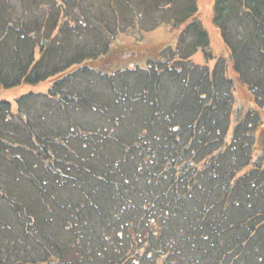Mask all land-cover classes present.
<instances>
[{
    "label": "trees",
    "instance_id": "16d2710c",
    "mask_svg": "<svg viewBox=\"0 0 264 264\" xmlns=\"http://www.w3.org/2000/svg\"><path fill=\"white\" fill-rule=\"evenodd\" d=\"M19 3L22 19L13 28L8 17L19 12L17 4L14 0H0V88L12 81L35 83L46 76L61 75L63 80L69 77L67 70L75 65L90 71L82 65L85 59L101 53L107 61L109 48L119 34H126L128 39L135 40L133 43H139L145 34L144 26H168L178 30L180 35L187 33L192 40L186 46L190 50L187 54L201 49L206 56H211L207 50L210 47L207 29L194 20L197 19L198 0H19ZM37 9L45 11L41 23L39 20L25 21L28 14ZM213 22L229 50V58H217L213 67L195 65L191 59L183 61V68L174 64L176 60L182 61L180 57L174 58L175 61L171 58L161 60L166 66L157 71V82L150 87L156 94L153 96L155 109L149 118H140L141 122L134 124L135 129L130 134H122L137 139L145 137L156 143L164 139L167 143L168 150L160 155L168 158L155 171H150L146 183L136 184L135 172L133 177L126 175L124 166L113 169L112 163L120 155L136 151L139 145L121 139L125 137L115 138L108 127L109 135L124 149L103 156L104 144L96 147L92 145L96 142H85L91 146V152L86 150L89 156H82L83 164L76 170L62 161L64 150L48 149L45 141L50 137L40 140L42 129H34L32 145L35 148L32 151L38 152L44 163L51 164L50 170L58 164L54 171L61 173V177H69L51 198L55 208L47 217L33 211V205L24 207L5 201L6 218L14 220L20 231L17 234V227L12 229L0 222V264H264V125L258 128L264 123V0H214ZM9 30L14 36L10 49H6L4 37ZM46 50V54L60 51L54 59L60 65L56 69L46 67V76H43L35 62L37 54ZM122 56L119 58L127 59L130 64L119 67V74L117 70L115 75L105 74L106 81L102 82L108 85L106 95L115 92L116 96L112 94L119 106L116 92L119 83H110L107 79L114 80L112 78L121 75L123 70L134 69L139 73L135 74L138 81L144 82L150 67L137 64L131 59L132 53L128 58L126 52ZM133 61L137 66L131 68ZM231 67L237 80L247 86L253 102L236 109V124L230 134L235 103V78L228 75ZM91 71L97 78L101 76L98 70ZM140 88L136 103L148 96L147 88ZM97 106L92 104L91 107L96 110ZM105 109L108 124L120 126L117 109L113 112L109 107ZM119 115L125 117L120 111ZM244 124L248 129H243ZM117 131L118 127L115 134ZM240 132L252 137L254 143L259 139L263 153L254 159V143L243 141L240 156L246 162L235 164L229 162V158L235 151L234 144ZM0 144L7 151L4 155V151L0 152V195L3 199L10 185L3 166L8 168L11 162L20 159L11 145L27 144L11 137L7 142L0 138ZM70 152L79 151L70 149ZM86 159L96 162L100 159L102 165L99 163V166L103 169H95L85 162ZM114 171H123L121 178H126L122 184ZM130 177L132 184L128 186ZM99 180L112 187L123 185L115 199L120 206L117 211L111 213L112 208H104L97 191ZM242 184L247 186L246 197L238 200L237 192ZM125 188L137 197L126 198ZM13 190L14 195H7L22 201L20 192ZM64 190L68 195L76 194L67 203L59 200L60 197L68 199ZM82 225L87 227L86 232L79 228ZM126 231L129 244L123 246ZM5 233H14L12 239ZM82 236L86 241L79 242Z\"/></svg>",
    "mask_w": 264,
    "mask_h": 264
},
{
    "label": "rangeland",
    "instance_id": "374dc122",
    "mask_svg": "<svg viewBox=\"0 0 264 264\" xmlns=\"http://www.w3.org/2000/svg\"><path fill=\"white\" fill-rule=\"evenodd\" d=\"M14 2L17 4V9H19V12L8 17V23L10 21L13 28L18 25L23 14V10L19 5V0H14ZM213 7L214 0H198V12L196 13L197 19H194L200 21L201 24H203L207 29L208 35L210 37V47L207 50L211 53V56H206V54H204L201 49L196 53L193 52L187 54L190 50H187L186 46H188V44L192 41L191 37L187 33L185 35H180L178 30H172L168 26H160L156 28L152 26H144L143 29L145 34L139 43H133L135 41L134 39H128L126 34L121 33L119 34L117 41L111 44V48H109L107 55L109 56L107 61L105 59L106 56L98 53L93 57H88V59H85L82 62V65L88 67L89 69L93 71L98 70L101 74V76H98L99 78H97L95 72L93 73L91 70H86L87 68L80 69V67L77 65L67 70V72L70 73L68 78H64L62 80V78H60L61 75L48 78L45 71L47 69L46 67H52V69H56V67L60 65V63L58 64V62L54 60L57 57V53L60 51L54 50L52 53L46 54L48 53L46 50L45 52H39L37 54V60L35 62L38 64L39 69L43 71L42 75L46 76L40 78L41 82L37 81L35 83H30L27 82V80L22 82L12 81L7 85H2L0 88V138H3L6 142L9 137L18 139L19 141L27 144V146L24 145L22 147H18V145L12 144L11 146L14 148L13 151L15 154H20V159H17L16 163L11 162L10 167L8 165V168H6L5 165L3 166L5 169L4 171L8 172L6 180L10 184H8L9 186L6 190L7 194L10 193L11 195H14L15 192L13 189H15L20 192L22 201H19V199L15 197H10L7 194L3 199H1L2 196L0 195V222L3 221L6 226L10 225L12 229L17 227L14 220L11 221L10 219L6 218L8 212L6 210L5 201L8 203L13 201L11 202L12 204H23L24 207H31L33 205V211L37 212L41 217H44L45 215L47 217L51 210H54L55 208L52 207V205L55 204V201L51 198L55 196L60 188H62L61 183L66 180V177H69L66 175H64L65 178L61 177V173L57 174V171H54L59 167L57 166L58 164H55L56 167L54 166L55 168L53 167L52 170H50L49 165L51 164L48 165L44 163L41 159L42 157L38 155V152L34 153L32 151L33 148H35V146L32 145V136H35L34 129L36 127H40L42 129L43 135L40 140L45 139L43 137L46 136L50 137L45 141V143L50 145H48V149H53V151L58 149H60L59 151L64 150V156H61L64 158L62 161H65L67 165L71 164L73 169L76 170L80 165L83 164L82 156H89L86 150L91 152V146L88 145L90 142H96V145L92 144L96 147H100L102 144H104L106 149L104 150L103 156L114 154L116 150L120 148L124 149L123 145H121L118 141H115L113 136L109 135V130H107V127L111 129V132L114 133L115 138L116 136L125 137L123 136L124 134H130V132L135 129V123L141 122L140 118L144 117L143 119H145L151 116L152 111L155 109V105H153V96L156 94L151 92L150 87L154 86V82H157V79H155V77L157 78V71L160 72L159 70H162L163 67L166 66V64L163 61L161 62V60L171 58L172 61L174 58L180 57L182 61L174 60V64L177 66H182L183 68L185 64L183 61H190L191 59L192 63L195 65L207 64L210 67H213L217 62V58H229V50L222 39L220 30L213 22ZM44 14L45 11H43V9H37L35 13H29L25 18V21L39 20V23H41V20L44 18ZM11 31L12 30H9L8 34L4 37L7 41L5 42L7 44V47L5 46L6 49H10V43L13 40L12 37L14 34L11 33ZM21 45L22 44H20V46ZM91 48H93V46H91ZM124 49L126 52L125 57L128 58V55L132 53L133 57L131 59H135L137 64H141L140 66L143 67H150L148 76H146L144 82L138 81L139 79L135 74L139 73H137L134 69H127V71L123 70L124 72H122L121 75H117L112 78L114 80H111V78L107 79V81L110 83L114 81L119 83L118 87L116 86V92L119 95V106L115 101V92H112L115 96L112 93H107L108 95H106L105 90H107L108 85L107 83L102 82L106 81V78H104L106 77L105 74L108 76L115 75L114 71L117 70V73L121 70L119 67L130 64L127 59L119 58L123 57L122 55L125 53ZM115 55H117V57H115ZM47 59L49 62H44ZM134 64L131 66V68L137 66ZM228 75L235 78V88L233 94V101L235 103L233 108L234 110L232 112V123L230 126L231 134L236 124V109L242 104H246L245 106H248L247 104L252 105L253 101H251L247 86L243 85L237 80L236 74L232 67ZM91 84L93 85L90 86ZM124 85L128 86L130 90L124 87ZM141 86L142 88H147L148 96L143 102L136 103L134 100L137 98V94L140 93ZM50 91L53 92L51 93ZM51 94L52 96H50ZM93 95H95L96 99H94ZM92 104H98L97 108H95L96 110L91 107ZM101 104H105L104 107H109L110 111L112 112L114 109H117L116 117L121 118L118 120L120 121L118 122L120 126H116L114 123H112L113 125L108 124L110 121L106 119V109L104 107H99ZM19 107H23V109H19ZM119 111L120 114L122 113L123 116L125 115V117L128 118L126 119L125 117H120ZM26 119H28V121H26ZM263 125L264 123L262 122L258 128H262ZM117 127L118 131L115 134ZM243 129H248L245 124L243 125ZM163 131L164 130H162V133ZM121 139L123 141H127L129 144L133 142L137 143L139 147L133 152H122L124 156L120 155L118 160L112 163L114 165L113 169L124 166L127 169L126 175H130L134 171L136 177L134 182H136V184L146 183L147 175L150 173V171H155L157 167L161 165L162 161L168 158L166 155H160L163 154V151L165 152L168 150L166 149L165 145H167V143L164 139L159 140L157 143L145 137L137 139L136 136L131 135L125 137V139ZM82 141H84L83 145L81 143ZM243 141L244 143L248 144L250 141L251 144L254 143L252 137L245 136L244 132H240V137L234 144L235 151L231 153V158H229L231 160L229 162L233 161L235 164H243L246 162L244 158L240 156V153L242 152L241 142ZM39 144L42 143L40 142ZM5 145L8 146L7 144ZM254 145V159H257L263 153L261 141L258 139ZM84 147L87 149L83 150L82 152ZM70 149L79 152L72 153L70 152ZM247 150L249 152L250 148H247ZM0 152H3V155L7 152L5 151V147L3 145L0 146ZM84 152H86V155L83 154ZM128 153L129 155H127ZM137 153H139L141 156L137 155ZM152 153H155V155ZM131 154L132 158L130 157ZM57 157L58 155L56 158ZM122 157L125 159H121ZM85 162L95 166V169L97 170L103 169L102 166H99V163L102 165V161L100 159H98V162L95 160L86 159ZM58 163L61 164L62 162L60 161ZM136 167L139 168L138 171L136 170ZM234 167H236V165H234ZM61 171L62 170L60 169V172ZM114 173L118 174L117 181H120L122 184L124 178H126V176L121 178V173H123V171H114ZM90 178H92V176H90ZM130 179L131 182L128 184V186L132 184V178L130 177ZM105 183L100 180L98 181V196L100 197V201L103 202L104 208H112L113 210H111V213H113L117 211V208L120 207L115 199L117 195L122 192L123 185L112 187L110 184L106 183V185ZM41 184L43 185V188L41 187ZM11 189L13 191H11ZM124 190L126 192H124L123 195L126 198L131 199L132 197H137V194L131 193L129 188H125ZM246 190V184H242L237 192L238 200L245 199ZM67 192V190H64V195L68 197V199H63L60 197L59 200L65 201V203H67V201L73 197L72 195H76L70 193V196L67 194ZM113 195H115V197ZM42 197L45 201L41 200ZM252 201L253 200H251V203H253ZM47 207H51V209H48ZM122 215H124V213ZM18 227L16 228L17 234L19 233L18 231H20ZM79 228L86 232L87 227L84 225L80 226ZM13 234L8 233L6 235H9L8 238L12 239L11 236H13ZM85 239L86 237L84 236L83 238L79 239V242H82V240L86 241ZM128 244V232L126 231L123 236L122 245L127 246ZM146 253L147 252L144 254Z\"/></svg>",
    "mask_w": 264,
    "mask_h": 264
}]
</instances>
